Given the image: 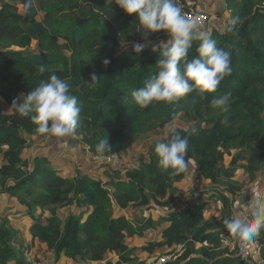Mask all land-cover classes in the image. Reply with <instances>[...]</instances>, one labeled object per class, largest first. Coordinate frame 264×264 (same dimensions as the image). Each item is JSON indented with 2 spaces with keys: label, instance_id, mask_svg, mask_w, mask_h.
<instances>
[{
  "label": "trees",
  "instance_id": "1",
  "mask_svg": "<svg viewBox=\"0 0 264 264\" xmlns=\"http://www.w3.org/2000/svg\"><path fill=\"white\" fill-rule=\"evenodd\" d=\"M221 1L230 21L238 18L234 30L221 31L209 25L210 20L204 26L211 28L218 47L231 52L232 72L216 93L231 94L227 114L211 107L214 94L198 89L174 103L140 108L132 92L157 72L159 51L153 52L152 45L168 36L164 31L149 35L151 43L140 54L131 47L121 49L120 40L129 45L145 40L138 21L114 3L30 0L26 11L29 0H0V94L12 105L52 72L65 79L82 111L76 136L63 138L77 139L91 159L77 165L74 176L64 175L47 155L24 160L29 139L52 136L38 134L30 117L0 108V151L5 160L0 166V264H44L39 260L43 251L46 264H62L65 259L72 264H157L158 258L151 256L160 248L171 256L160 264H252L242 260L233 245L236 234L226 229L224 220L231 218V196L241 192L236 170L243 167L254 179L264 163V0ZM178 3L183 11L191 10L186 0ZM197 46L189 58L198 56ZM105 59L110 60L107 66ZM41 64L48 67L43 74L38 72ZM93 73L99 76L97 82H91ZM175 115L191 123L176 127L182 137L192 128L198 130L188 136L186 159L209 182L193 201L186 200L181 186L191 167L187 173L170 175L171 170L159 165V142L136 164L128 165L121 155L128 141L148 130L164 129ZM225 116L227 125L221 122ZM106 137L112 148L105 154L120 156L116 165L93 160L97 143ZM228 158L232 159L226 165ZM209 193L225 211L219 223L206 218L209 201L203 195ZM13 200L24 205L21 213L28 220V240L22 245L6 213ZM133 211H140L142 218L125 214ZM156 233L159 240L144 246L148 257L139 258L130 243ZM253 242L257 254L249 259L264 264V230Z\"/></svg>",
  "mask_w": 264,
  "mask_h": 264
},
{
  "label": "clouds",
  "instance_id": "2",
  "mask_svg": "<svg viewBox=\"0 0 264 264\" xmlns=\"http://www.w3.org/2000/svg\"><path fill=\"white\" fill-rule=\"evenodd\" d=\"M113 3L133 16L141 26L145 42H132L130 45L136 54L142 53L149 46V35L164 31L168 36L166 41L152 45L153 52L159 51L157 72L144 82L143 87L132 92V97L140 108H148L155 102L174 103L198 89L201 93L214 94L211 107L224 114L229 113L231 94L216 93L221 81L232 72L231 52L218 47L217 41L198 18L189 19L178 0H108V4ZM30 7L29 0L25 10L28 11ZM237 23L238 18H233L221 31L231 32ZM194 44L198 45V56L189 58ZM120 47L126 50L129 44L123 39L120 40ZM109 63L108 59L103 61L105 66ZM46 71V65L38 66L40 74ZM98 80L99 76L93 73L91 82ZM11 108L22 117H30L37 125L38 134L57 138L76 136L82 111L78 99L70 92V84L55 72L33 90L14 100ZM178 118L175 115L173 122L165 125L169 138L155 146L159 165L165 170H171L172 176L189 171L191 161L186 159L188 136L195 135L198 131L192 128L188 135L182 137L174 123ZM221 122L227 125V116ZM111 148L107 137L100 139L96 145V158L102 159ZM224 225L242 240H253L264 230V201L254 199L248 212L226 218Z\"/></svg>",
  "mask_w": 264,
  "mask_h": 264
},
{
  "label": "rangeland",
  "instance_id": "3",
  "mask_svg": "<svg viewBox=\"0 0 264 264\" xmlns=\"http://www.w3.org/2000/svg\"><path fill=\"white\" fill-rule=\"evenodd\" d=\"M186 2L191 10L193 9L207 13L209 17L208 20L211 21L209 25L213 27L216 26L217 28L222 29L224 27V23L229 22L231 19L230 12H228L226 6L223 5L221 0H186ZM218 13H222L223 15L221 14L220 16ZM212 21L214 23H212ZM0 96L2 97H0V108H2L5 112L11 111L12 105L9 99L3 97L1 94ZM262 115L264 117V112L262 113ZM174 123L176 127L187 128L191 125V123H188L187 121H184L180 118L175 120ZM168 135L169 134L166 133L165 128H155L153 130H148L142 133L137 140L128 141L125 144L123 151H121L124 162L128 165L138 163L142 154H147L150 148H152L157 142H164L168 138ZM27 145L28 146L24 152V160H31L36 156L47 155L53 161V165L57 169L61 170L64 175L71 174L72 176H74L76 173L75 167L77 165H81V162H85L82 165H86L91 161L89 154L84 153L83 145L78 143L77 139L75 138H73L72 140H69L68 138L55 137H47L44 140L31 138L29 139ZM235 153H237V151ZM231 159L232 158H228L225 161V164L229 165ZM4 163L5 160L3 158V153L2 151H0V166H2ZM242 163L243 165L245 164V162ZM81 167L82 166H80V168ZM190 167L189 177L183 183H181V186L183 187L182 190L184 192V197H186L187 201L196 200L194 195L199 196L200 192L202 190H206L209 185V182L203 180L199 176L198 170L194 164H192ZM235 180L240 184L241 192L239 195H235V197L231 196L233 204L231 208V218L242 212H248L254 199L258 198L264 201V163L262 164L260 170L257 171L256 177L254 179L251 178L246 169L242 167L236 170ZM211 194L212 193L203 195L204 201H209L206 218H211L216 223H219L222 217L225 215V211L218 198L209 197ZM0 198L3 199L1 193ZM23 206L24 205H22L17 200H13V202L9 201L6 207V213L9 214V218L13 221V225L18 231L17 242L21 245L23 243H27L26 241L28 240L27 229H25L26 225L24 224L28 223V220L26 219V215L21 213V211H23ZM18 213H21V215H17ZM125 214H127V216L131 217L134 220H138L143 216L140 211H133L131 213L125 212ZM63 215L64 217H66L67 212L64 211ZM159 238L160 233H156V237L151 236L134 239L130 244L132 247H136V255H138L139 258L145 259L148 256H146L145 254L146 251L144 250V246L147 245L150 241H158ZM235 239L236 240L233 241V245L237 246L241 241H244L237 235H235ZM250 245L251 247H253L251 255H254V253L257 254V251L255 249V242ZM166 252L167 251L165 248L157 249L156 252L152 254V256L150 255L152 257L151 259H159L161 257H165L164 255H166ZM43 253L40 255L39 260L42 263L46 264L47 261L45 260V256L47 254H45V251H43ZM139 258L137 260V263L140 262ZM28 259L34 260V263L36 261V256L28 255ZM248 262H251L253 264L250 259L249 261H247V263ZM35 263L41 264L40 262ZM150 263L151 262H148V264ZM62 264H72V262L68 259H65Z\"/></svg>",
  "mask_w": 264,
  "mask_h": 264
},
{
  "label": "built area",
  "instance_id": "4",
  "mask_svg": "<svg viewBox=\"0 0 264 264\" xmlns=\"http://www.w3.org/2000/svg\"><path fill=\"white\" fill-rule=\"evenodd\" d=\"M179 5L182 7V4L179 3ZM183 13L189 18V19H199L200 23L202 25H205L206 22L208 21V14L205 12H195L193 9L190 11H183ZM93 160L96 162H104V163H109L112 165H116L119 163L120 161V156L118 153H113V154H104L102 159H97L96 156L93 157ZM253 240L251 241H241L239 243V255L241 256L242 260L244 261H248L251 253H252V249L253 247H251L250 244H253ZM256 248V246H255ZM165 257H161L158 259V263H164L167 260L171 259L170 255H164Z\"/></svg>",
  "mask_w": 264,
  "mask_h": 264
}]
</instances>
